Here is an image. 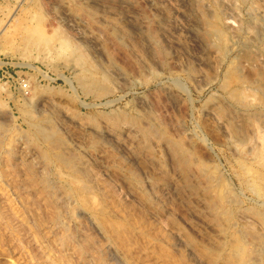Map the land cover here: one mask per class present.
I'll use <instances>...</instances> for the list:
<instances>
[{"label": "rangeland", "instance_id": "374dc122", "mask_svg": "<svg viewBox=\"0 0 264 264\" xmlns=\"http://www.w3.org/2000/svg\"><path fill=\"white\" fill-rule=\"evenodd\" d=\"M2 28L0 264H264V0H0Z\"/></svg>", "mask_w": 264, "mask_h": 264}, {"label": "bare ground", "instance_id": "6f19581e", "mask_svg": "<svg viewBox=\"0 0 264 264\" xmlns=\"http://www.w3.org/2000/svg\"><path fill=\"white\" fill-rule=\"evenodd\" d=\"M15 17V13L13 12L11 15H10V17H9V21H7V24H9L10 23V20L11 19H13ZM24 29H25V27H24ZM6 31H7V28H2L1 30H0V38L6 33ZM46 37V36H45ZM78 58V57H77ZM79 65V64H78ZM83 70V69H82ZM84 76V75H83Z\"/></svg>", "mask_w": 264, "mask_h": 264}]
</instances>
